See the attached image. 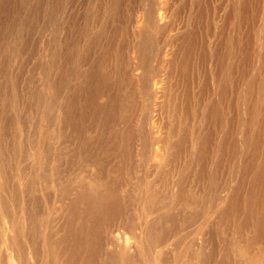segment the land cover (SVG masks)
Wrapping results in <instances>:
<instances>
[{"label":"rangeland","instance_id":"rangeland-1","mask_svg":"<svg viewBox=\"0 0 264 264\" xmlns=\"http://www.w3.org/2000/svg\"><path fill=\"white\" fill-rule=\"evenodd\" d=\"M0 234V264H264V0H0Z\"/></svg>","mask_w":264,"mask_h":264},{"label":"bare ground","instance_id":"bare-ground-1","mask_svg":"<svg viewBox=\"0 0 264 264\" xmlns=\"http://www.w3.org/2000/svg\"><path fill=\"white\" fill-rule=\"evenodd\" d=\"M157 21L159 22L160 25H162V24L164 23L163 20H162L161 18H158ZM137 27H138V29H139V28H140V25H138ZM158 93L160 94L161 92L159 91ZM158 155H159V154H158ZM20 201H21V200H20ZM6 216L8 217V218H7V219H8V222L11 223V217H12V216H10L9 213H7ZM0 235H1V234H0ZM20 242H21V241H20ZM117 242L119 243L120 240L117 239ZM30 243H31V242H30ZM120 243H121V242H120ZM125 244H126V243H125ZM122 246H123V245H122ZM124 247H125V245H124ZM127 247H129V246H127ZM130 247H131V246H130ZM56 249H57V248H56ZM131 249H133V248H131ZM128 250H129V249H128ZM4 260H5V259H4ZM133 262H134V261L131 260L130 263H133ZM122 263H123V262H122ZM124 263H125V262H124ZM18 264H22V261H18Z\"/></svg>","mask_w":264,"mask_h":264}]
</instances>
